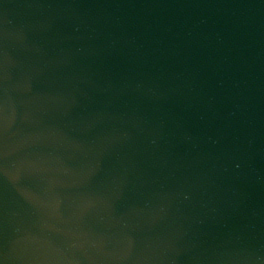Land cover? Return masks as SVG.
Masks as SVG:
<instances>
[{
	"label": "water",
	"instance_id": "obj_1",
	"mask_svg": "<svg viewBox=\"0 0 264 264\" xmlns=\"http://www.w3.org/2000/svg\"><path fill=\"white\" fill-rule=\"evenodd\" d=\"M0 264H264V0H0Z\"/></svg>",
	"mask_w": 264,
	"mask_h": 264
}]
</instances>
